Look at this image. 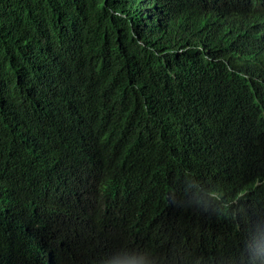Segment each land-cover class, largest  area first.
I'll return each instance as SVG.
<instances>
[{
  "label": "trees",
  "instance_id": "1",
  "mask_svg": "<svg viewBox=\"0 0 264 264\" xmlns=\"http://www.w3.org/2000/svg\"><path fill=\"white\" fill-rule=\"evenodd\" d=\"M262 71L264 0H0V264H264Z\"/></svg>",
  "mask_w": 264,
  "mask_h": 264
},
{
  "label": "clouds",
  "instance_id": "2",
  "mask_svg": "<svg viewBox=\"0 0 264 264\" xmlns=\"http://www.w3.org/2000/svg\"><path fill=\"white\" fill-rule=\"evenodd\" d=\"M220 15V20H214L217 23V26L215 28V32L219 36H221L222 33L228 31V30H234L239 31L240 26V18L244 15L241 13H234L231 11H223L222 13H218ZM245 17V16H244ZM247 21V18H246ZM248 23H246L247 27ZM233 39V37L231 38ZM257 75L260 77V81L264 84V71L257 73ZM263 183V181H258V183ZM111 241L115 245L120 244L119 238H117L115 235L111 236ZM151 252L147 250H140L135 252H116L114 254H111L107 257H104L103 259L99 260L95 264H150V257Z\"/></svg>",
  "mask_w": 264,
  "mask_h": 264
}]
</instances>
